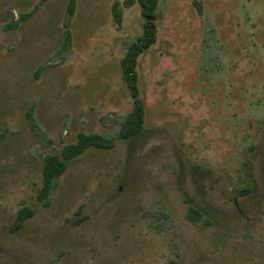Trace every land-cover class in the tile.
I'll use <instances>...</instances> for the list:
<instances>
[{"label":"rangeland","instance_id":"374dc122","mask_svg":"<svg viewBox=\"0 0 264 264\" xmlns=\"http://www.w3.org/2000/svg\"><path fill=\"white\" fill-rule=\"evenodd\" d=\"M68 2L0 0V264H264V0H157L147 18ZM145 20L124 139L120 60ZM80 133L112 145L62 159L44 204L46 157Z\"/></svg>","mask_w":264,"mask_h":264},{"label":"trees","instance_id":"16d2710c","mask_svg":"<svg viewBox=\"0 0 264 264\" xmlns=\"http://www.w3.org/2000/svg\"><path fill=\"white\" fill-rule=\"evenodd\" d=\"M140 13L143 17L147 18L152 13L157 5V0H138ZM75 5V0H69L68 13L72 14ZM113 13L119 20L120 12L113 5ZM155 24L150 20L143 22V35L136 39V41L128 44L127 51L124 57L120 60L121 73L124 81L127 83L128 89L134 99V114L131 124L122 133L121 137L129 139L138 134L142 129L144 108L142 102L136 98V58L142 52L144 48L149 46L155 40ZM112 145L111 140L105 139L96 134H84L78 135L77 141L73 144L65 146L62 151V158L56 154H50L46 157L43 167V182L42 187L39 190V198L43 200L44 204H47L46 198L57 186V181L66 168V164L62 159H69L80 154L85 148L89 146L95 147H109ZM189 211L194 216H202L199 209L189 204ZM31 215L30 209L19 210L16 216V220L10 227V231H15L22 226V223L26 217Z\"/></svg>","mask_w":264,"mask_h":264}]
</instances>
